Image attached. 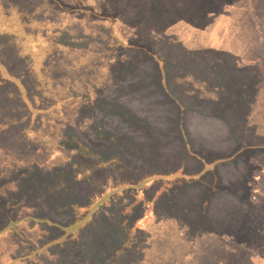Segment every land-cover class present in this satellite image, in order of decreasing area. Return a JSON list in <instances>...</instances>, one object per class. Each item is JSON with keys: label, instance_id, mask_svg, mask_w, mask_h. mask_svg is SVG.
<instances>
[{"label": "rangeland", "instance_id": "rangeland-1", "mask_svg": "<svg viewBox=\"0 0 264 264\" xmlns=\"http://www.w3.org/2000/svg\"><path fill=\"white\" fill-rule=\"evenodd\" d=\"M13 262L264 264V0H0V264Z\"/></svg>", "mask_w": 264, "mask_h": 264}, {"label": "crops", "instance_id": "crops-1", "mask_svg": "<svg viewBox=\"0 0 264 264\" xmlns=\"http://www.w3.org/2000/svg\"><path fill=\"white\" fill-rule=\"evenodd\" d=\"M233 4V3H232ZM4 23L5 22H3V25H4ZM192 46L189 48V52H191L192 51ZM149 57H151V63L152 64H154L155 65V69H157V72H158V76H159V79L160 80H162V83H164V84H167V79H166V73H165V69H164V66H165V62L163 61V62H161L157 57H155V56H152V55H150ZM154 57V58H153ZM243 65H248V64H244V63H240V62H238V63H234L232 66H230V67H224V68H222L223 70H224V73H225V75H227V74H229V75H234V73L238 70L237 68H239L240 66H243ZM187 83H192V79L191 78H188L187 79V81H186ZM161 83V84H162ZM160 84V85H161ZM188 87H190V84H188ZM191 89H189V91H190ZM188 91V92H189ZM191 92V91H190ZM189 96H190V93H189ZM189 99V98H188ZM173 104L175 105V106H177L178 107V109L179 110H182V115L184 116V113H185V110H186V107H184L183 105H181L180 103H177L176 101L175 102H173ZM202 112H208V111H204V110H202ZM188 113L189 114H191V111H188ZM192 115V114H191ZM191 115H190V117H191ZM189 117V118H190ZM185 127H187L188 128V131H189V134H188V136H189V141H191V143H193V145L195 146V147H200L201 149H208L207 148V144H208V142L204 139H202L199 135H198V132L196 131V129H195V125H194V122H193V124L191 123V120H189V122L188 123H185V120H184V117L182 118V119H180V128H181V131H182V133H183V136L185 135ZM204 128H206V126H203V129ZM178 129H179V126H178ZM180 130V129H179ZM200 132H201V130H200ZM186 137V136H185ZM188 145H190L189 143H188ZM238 152V151H237ZM239 153V152H238ZM235 156H236V154H235V150H233L231 153H230V155L229 156H224V157H221V158H215V164H217L218 163V166H217V170H218V178H217V181H218V179H224V178H222V177H226L225 175L227 174L226 172H223V171H219V166L220 165H223V166H225L226 167V162L228 161V160H233L234 158H235ZM228 163V162H227ZM179 172V171H178ZM222 180H220V181H222ZM194 184H197V182L196 183H194ZM175 191H179L178 189H176ZM218 193L215 195V197L217 198V197H220V194H223V197H231V198H234V197H232L231 195H230V192H226V193H224L223 191H219V190H216ZM223 192V193H222ZM211 193H213V191H210V194ZM231 194L232 195H237L236 194V192H234V191H231ZM177 198H180V196L178 195V194H176V195H173L172 197H171V203H173L172 201L175 199V201L176 202H178L179 200H176ZM236 198H239V197H236ZM150 207H151V205H150ZM149 211L150 210H148L147 211V216H145L143 219H145V218H147L148 217V213H149ZM143 219H141L140 221H139V223L138 224H140L142 221H143ZM20 223H23V221L22 222H19V224ZM137 224V225H138ZM71 225V224H70ZM73 225V224H72ZM139 226V225H138ZM35 228L33 227L30 231L32 232L33 230H34ZM76 229H79L78 227L76 228ZM13 229H9V231L11 232ZM67 230V229H66ZM82 230V229H81ZM15 231V228H14V230H13V232ZM65 231V230H64ZM46 232H48V236H50V234L51 233H53L52 232V230H46ZM77 236L79 235V233H77L76 234ZM17 236V235H16ZM76 236V237H77ZM76 237H69V235L68 234H65V235H63V236H61V237H54V238H52L51 240H49L50 241V243L48 244H46V246H44V248L42 249V251L40 252V254H45V252H46V250L50 247V246H53V248L55 247V253H56V251H58V247H60V246H62V245H64V244H66V243H68V242H71V240H75L76 239ZM58 243V244H57ZM51 250V249H50ZM54 253V254H55ZM66 253V250H63V254H65ZM20 258H22V257H18L17 259H20ZM16 259V260H17ZM15 260V259H14ZM16 260H15V262H16ZM10 262V261H9ZM15 262H13V264H15ZM10 264H12V263H10Z\"/></svg>", "mask_w": 264, "mask_h": 264}, {"label": "trees", "instance_id": "trees-1", "mask_svg": "<svg viewBox=\"0 0 264 264\" xmlns=\"http://www.w3.org/2000/svg\"><path fill=\"white\" fill-rule=\"evenodd\" d=\"M2 65H3V67L5 68V70L7 71V69H6V67H5V65H4V63H2ZM7 73L9 74V76L12 78H15V76L14 75H12L10 72H8L7 71ZM13 81V80H12ZM15 82V81H14ZM16 83V82H15ZM16 84H19V83H16ZM19 85H17V86H14V87H18ZM20 89V88H19ZM18 89V90H19ZM16 95H18L19 97H20V94H16ZM21 96H24L23 94H22V89H21ZM23 102V101H22ZM94 104H91L90 106H93ZM23 106L24 107H29L30 106V103H29V101H28V99L26 100V101H24V103H23ZM30 108V107H29ZM194 177V175H189V176H187V178L188 179H191V178H193ZM92 211H90L89 209H86V213H84L83 214V216H81V217H79V219H76V221L75 222H79L80 224H86L87 222L86 221H84L85 219H87L88 220V216H90ZM88 217V218H87ZM84 221V222H83ZM83 222V223H82ZM75 224H77V226L79 225L78 223H75ZM74 224V225H75ZM73 225V226H74ZM80 227V225L78 226V228ZM79 233H80V230H79Z\"/></svg>", "mask_w": 264, "mask_h": 264}]
</instances>
